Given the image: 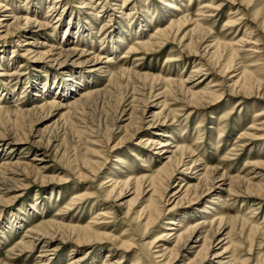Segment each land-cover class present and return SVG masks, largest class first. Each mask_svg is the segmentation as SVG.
<instances>
[{"label":"rangeland","instance_id":"374dc122","mask_svg":"<svg viewBox=\"0 0 264 264\" xmlns=\"http://www.w3.org/2000/svg\"><path fill=\"white\" fill-rule=\"evenodd\" d=\"M53 2L0 0V264H264V0Z\"/></svg>","mask_w":264,"mask_h":264},{"label":"bare ground","instance_id":"6f19581e","mask_svg":"<svg viewBox=\"0 0 264 264\" xmlns=\"http://www.w3.org/2000/svg\"><path fill=\"white\" fill-rule=\"evenodd\" d=\"M92 1V0H91ZM60 2V0H54V2H53V4H58ZM91 4H89V6H90ZM1 7V6H0ZM61 7V6H60ZM92 9V8H91ZM16 21V20H15ZM25 21H27V22H29V19H25ZM5 22V20H0V24H2V23H4ZM8 34V32H6L5 33V35H7ZM161 34H166V32L165 31H161ZM168 34V33H167ZM242 43V42H241ZM53 48V47H52ZM52 48H49V50H51ZM224 48V47H223ZM220 50V49H219ZM219 50H217V51H219ZM61 52V51H60ZM72 53H74V52H68L67 53V57L69 56V55H71ZM234 55V54H233ZM228 69V68H227ZM244 74V73H243ZM248 74H244V78H242V79H238V81L239 80H241V82H242V85H240L239 83V85L241 86V87H244L245 85H246V76H247ZM235 84H236V82H235ZM237 85V84H236ZM74 89L73 88H71L70 89V91H73ZM47 91H48V89H47ZM47 91H45V92H47ZM61 92H62V90H60ZM59 91V92H60ZM86 91V90H85ZM66 93H67V91H66ZM70 93V92H69ZM87 93V92H86ZM88 94V93H87ZM90 95H86L85 93H83V92H79L78 93V96L77 97H79V98H87V97H89ZM264 97V96H263ZM163 108H165V105L163 106ZM253 126H252V130L253 131H262L263 129H264V110H257V111H255L254 112V116H253ZM160 135L159 136H165V137H167L166 135H164V134H162V133H159ZM244 136V135H243ZM262 137V136H261ZM153 139V138H152ZM150 139H146V138H143L142 140H141V143L143 144V146L144 147H148V145H150L149 147H152V146H154V145H158L159 146V148L160 149H164V148H168L169 147V144L168 143H166V142H164V143H160V142H155V141H149ZM177 145V144H176ZM178 147H180V146H177V147H172V148H176L175 150H179V152L182 154V155H184L186 152H185V150H183V149H178ZM169 151H171V150H169ZM164 153H169V155L167 156V157H165L164 158V160L166 161V163L167 164H170V163H172L173 162V153L174 152H168V151H165ZM192 154V153H191ZM131 155H133L132 153H131ZM186 155H187V153H186ZM179 157V156H178ZM181 157V156H180ZM184 158H185V156H183ZM175 158H176V156H175ZM182 158V157H181ZM188 158V157H187ZM178 159V158H177ZM120 161V160H119ZM182 161V160H181ZM260 164V163H259ZM178 166H182V167H184L185 165L183 164V163H178V165H177V167ZM264 168V167H263ZM188 170V169H187ZM173 171V170H172ZM171 173V172H170ZM173 174H174V172H172L170 175H169V179L170 178H172V176H173ZM144 179L145 178H143V179H136L135 181H134V186H135V189L137 190V191H134V192H139V189L141 188V186H142V183H143V181H144ZM169 179H167V181L169 180ZM151 182V183H150ZM166 182V181H165ZM149 185L151 184V186H153V185H155V181H154V179H152V180H150L149 182ZM126 185V184H125ZM157 185V184H156ZM155 185V186H156ZM116 187H117V184H113L112 185V190L111 191H114L115 189H116ZM154 187V186H153ZM159 188V187H158ZM158 188H156V189H158ZM161 189H163V190H166V188L164 187V186H162V188ZM157 190H155L153 193H154V195H155V193H157L156 192ZM188 191V188H186L185 189V193ZM159 192H161V191H159ZM121 194H122V189L118 192V197L119 196H121ZM162 194H164V192L162 193ZM248 194V193H247ZM161 195V194H160ZM153 198V197H152ZM163 198L164 197H162V195L161 196H159V200H163ZM262 198V197H261ZM165 202V201H164ZM152 206H147V208H145L146 210L147 209H149V212L150 211H152V212H150L149 213V215L147 216V221L149 220L150 222H151V220H154L153 219V217H152V213H155V217H156V215H157V217H158V214L161 212V210L163 209V207H164V204L162 203V202H160V201H157V200H151L150 202H149ZM72 204V203H71ZM31 207V206H30ZM152 207V208H151ZM206 214H208V212H205ZM106 214H107V212H106ZM98 215H100V217H104V216H107V215H105V213L103 212L102 214H98ZM97 215V216H98ZM157 219V218H156ZM100 220V219H99ZM205 223H202V224H195V225H193V226H191V227H188L187 229H185V232L183 233V235L184 236H186V241L188 242V241H190V238L195 234V233H197L198 231H201L202 229H204V228H206V226H210L211 227V225L214 223V222H216V224H217V229L219 230V228L221 227V225H222V219H217L216 221L215 220H212V221H204ZM41 223H44V221H42ZM169 225L171 224V225H174V222L173 221H168L167 222ZM92 224V223H91ZM97 224V223H96ZM42 225V224H41ZM55 225V224H54ZM53 224H47L46 226H43L42 225V227L40 226L39 228H35L34 229V231H35V233H38V232H40V231H43L46 227H48V228H50V227H52V226H54ZM231 225V224H230ZM244 225V224H243ZM248 226V225H247ZM94 227V226H93ZM181 227V226H180ZM170 228V227H169ZM168 228V229H169ZM51 229V228H50ZM90 230H91V227H86V229L84 230V229H82V230H80L81 232V234L83 235V239H87V233H92V232H90ZM32 231V229H29L28 228V231L27 232H31ZM45 231V230H44ZM170 231H173V230H170ZM46 232V231H45ZM84 232V233H83ZM125 232V231H124ZM56 233V232H55ZM45 234V233H44ZM46 235V234H45ZM50 235V234H49ZM170 236H174V234H171V233H167L166 235H165V238H164V240L160 237H158L157 238V240H156V243H155V245H157V244H159V242H161V241H165V242H167V241H169L168 239H169V237ZM78 237V236H77ZM229 236L227 235L226 236V238L225 239H222V240H219L218 241V243L217 244H220V243H223V241H226L225 242V245L226 244H228L229 243V238H228ZM41 238V237H40ZM78 238H80V237H78ZM182 238L183 237H180V234L178 233L176 236H175V238H173L174 239V241L176 242V244L178 243V242H180L181 240H182ZM32 239V238H31ZM45 240V239H44ZM80 240H82V238H80ZM36 241L37 242H40L41 241V239H36L35 241H33V242H23L22 241V245L23 246H25V245H29V249H30V247L31 248H33L34 247V245H36ZM83 242V240L80 242V243H82ZM168 243V242H167ZM175 244V243H174ZM210 244V243H209ZM209 244L208 245H205L204 247H206L207 249L208 248H210V246H209ZM38 245V244H37ZM125 246V245H124ZM126 247V246H125ZM229 247L230 246H226L224 249H223V251L221 252V254L219 253V254H217L215 257H219V258H221V257H223L225 254H229ZM25 248V247H24ZM158 250L156 251V253L159 255L158 257H167V256H169V258H171L172 256H173V252L171 251V250H168V247H167V245L166 244H160L159 246H157L156 247ZM203 249V248H202ZM156 258V257H155ZM228 258V257H227ZM227 260V259H226ZM42 261V260H41ZM43 262V261H42ZM217 264H221V260H219V262H216ZM184 264H201V261H197V262H195L194 260H188V261H186Z\"/></svg>","mask_w":264,"mask_h":264}]
</instances>
